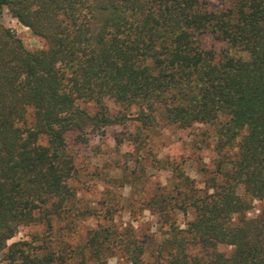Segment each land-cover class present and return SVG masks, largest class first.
I'll use <instances>...</instances> for the list:
<instances>
[{
	"label": "trees",
	"instance_id": "obj_1",
	"mask_svg": "<svg viewBox=\"0 0 264 264\" xmlns=\"http://www.w3.org/2000/svg\"><path fill=\"white\" fill-rule=\"evenodd\" d=\"M223 1L0 0V15L7 8L45 40L29 49L0 22V264H69L65 249L7 242L76 207L67 136L120 122L106 98L137 105L145 127L160 117L213 126L218 160L203 187L172 165L174 181L142 203L169 226L150 259L133 229L101 224L76 264H111L117 249L130 264H264V210L248 216L264 201V0ZM206 34L227 47H205ZM190 211L182 227L174 216Z\"/></svg>",
	"mask_w": 264,
	"mask_h": 264
},
{
	"label": "rangeland",
	"instance_id": "obj_2",
	"mask_svg": "<svg viewBox=\"0 0 264 264\" xmlns=\"http://www.w3.org/2000/svg\"><path fill=\"white\" fill-rule=\"evenodd\" d=\"M228 4L215 0L217 8H225ZM0 22L13 29L29 49L45 46V40L35 35L7 8L0 15ZM203 44L218 52L227 47L211 34L203 36ZM105 103L113 118L122 117L120 122L107 126L91 125L85 130H73L67 136L75 156V172L70 183L76 191V207L64 216L55 217L52 226L38 221L22 227L7 246L26 240L36 247L42 245L55 249L57 254L65 249L67 262L76 264L82 259L81 251L87 258L90 255L86 248L90 231L101 224H115L119 232L133 229L135 235L145 240L148 245L146 257L150 259L153 250L168 236L169 226L159 215L141 208L149 193L174 181L170 172L172 165L184 169L196 186L205 185L218 160L213 126L180 128L160 117L152 127H145L137 116V105L130 106L112 98H106ZM86 105L94 112L101 109L95 103L82 104ZM236 151L237 148L231 149V153ZM129 201L133 204L129 205ZM106 205L114 207L113 213L109 214L113 221L107 219ZM263 210L264 201L254 199L248 216L256 218ZM174 217L185 227L194 212L190 211L188 215L177 213ZM7 248L0 247V257ZM219 250L230 253L233 247L220 244ZM115 251L108 258L109 263L130 264L122 250Z\"/></svg>",
	"mask_w": 264,
	"mask_h": 264
}]
</instances>
